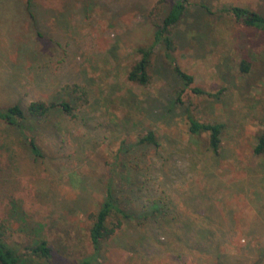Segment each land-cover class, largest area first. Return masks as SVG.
I'll list each match as a JSON object with an SVG mask.
<instances>
[{
	"label": "rangeland",
	"instance_id": "1",
	"mask_svg": "<svg viewBox=\"0 0 264 264\" xmlns=\"http://www.w3.org/2000/svg\"><path fill=\"white\" fill-rule=\"evenodd\" d=\"M32 1L30 21L26 0H0V103L11 92L24 103L34 93L48 97L60 83L87 95L73 101L75 119L38 133L44 158L37 162L0 125L15 152L0 190L20 202L7 217L10 239L40 230L54 264H79L93 253L92 217L119 158L116 195L132 215L100 244L93 264H264V158L252 153L264 124V33L223 12L235 6L264 15V0H186L170 34L190 86L159 46L150 82L127 81L170 0ZM188 116L224 125L218 155L207 134L189 133ZM148 131L158 148L137 144Z\"/></svg>",
	"mask_w": 264,
	"mask_h": 264
},
{
	"label": "trees",
	"instance_id": "2",
	"mask_svg": "<svg viewBox=\"0 0 264 264\" xmlns=\"http://www.w3.org/2000/svg\"><path fill=\"white\" fill-rule=\"evenodd\" d=\"M171 5L168 13L160 25L155 27L153 33V44L137 50L140 58L127 73V81L145 86L150 82L149 69L155 48L162 47L163 58L172 72L184 83L185 86L193 84V77L183 72L178 66L174 56V42L171 37V29L178 25L186 9V0H170ZM24 11L30 21H33L34 9L33 1L26 0ZM235 22L243 26L255 28L264 33V15L243 7H228L224 11ZM35 26V25H34ZM36 27V26H35ZM34 27V28H35ZM38 33V32H37ZM39 34V33H38ZM33 54V53H31ZM33 66L30 65V69ZM20 69L19 66H15ZM249 65L241 64V71L248 72ZM34 84L45 83L39 78H33ZM60 83V82H59ZM19 83V87L24 85ZM32 85V84H31ZM41 84L39 86H43ZM13 88L18 83L11 81ZM35 88V87H34ZM197 94H204L200 89H193ZM78 94H80L78 96ZM87 92L78 84L57 85L56 90L48 97L35 95L30 97L28 103L23 102L14 92L9 94L10 100L0 103V125L3 126L2 132L13 134L18 139L27 154L34 162L44 158L43 150L38 142V133L41 130H51L58 132L63 120L75 119L74 100L83 98ZM188 131L192 135L207 134L208 147L213 155H218L221 146V135L224 129L222 123H202L188 116ZM0 180L3 179L8 171L13 169L14 160L13 145L6 139L0 137ZM137 144L153 146L158 148L160 143L153 131H148L145 135L138 137ZM256 157L264 158V124L263 130L256 139V144L252 149ZM117 158L110 166L108 181L106 183L103 201L98 211L93 215V223L89 229V240L93 248V253L84 258L79 264H93L97 262L100 244L110 239L118 230L122 221L131 217L127 212L124 201L117 197L116 180L122 173L120 160ZM127 170V169H126ZM3 181L0 183V187ZM1 189V188H0ZM0 201H6V217L0 219V264H54V255L50 242L37 229L29 230L19 240H11V231L7 217L16 216L19 213L20 202L14 198L13 191L0 190Z\"/></svg>",
	"mask_w": 264,
	"mask_h": 264
}]
</instances>
